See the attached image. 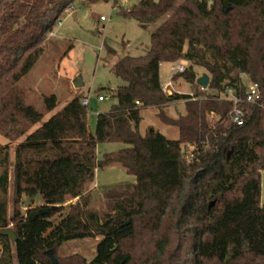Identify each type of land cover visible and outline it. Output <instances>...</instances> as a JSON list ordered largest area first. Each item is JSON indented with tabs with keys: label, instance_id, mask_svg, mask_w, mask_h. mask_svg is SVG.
<instances>
[{
	"label": "trees",
	"instance_id": "trees-1",
	"mask_svg": "<svg viewBox=\"0 0 264 264\" xmlns=\"http://www.w3.org/2000/svg\"><path fill=\"white\" fill-rule=\"evenodd\" d=\"M75 1L0 0V134L17 140L41 123L14 150L17 240L13 245L0 233V264H54L50 249L55 254L86 237H101L93 259L74 255L57 264H264V0H140L121 9L144 28L163 21L144 55H125L112 66L124 84L110 110L97 114L94 132L83 97L43 121L18 87ZM98 1L116 0L81 3ZM181 60L190 66L172 79L196 83L198 65L210 76L207 89L197 83L201 92L165 91L161 64ZM249 82L259 84L256 102L243 99ZM229 89L243 99L241 124L233 121ZM181 100L186 113L169 116L165 106ZM44 103L48 112L59 104L55 94ZM145 107L177 127L178 137L154 128L142 135ZM101 142L129 146L99 160ZM9 161V144H0V229L8 221ZM115 162L136 182L95 192L97 168ZM38 194L43 207L55 208L31 219L21 199Z\"/></svg>",
	"mask_w": 264,
	"mask_h": 264
},
{
	"label": "rangeland",
	"instance_id": "rangeland-1",
	"mask_svg": "<svg viewBox=\"0 0 264 264\" xmlns=\"http://www.w3.org/2000/svg\"><path fill=\"white\" fill-rule=\"evenodd\" d=\"M139 1H98L82 5L81 0H76L74 3L76 15H74V11H69L60 18L61 22L57 23L53 31L49 33L44 54L18 83L25 102L44 113L43 121L48 120L55 111L75 96H86L89 98L88 129L90 132L95 131L97 114L110 110L116 103V98L113 96L114 90L124 84L123 79L114 74L112 66L125 55H144L150 47L151 32L163 21L153 22L148 28H144L137 20L124 17L120 13L121 9L131 8ZM71 45H74L72 49H70ZM178 64H182L186 68L190 66V63L184 60L162 63L161 81L163 85L171 82V85L166 88V92L176 91L186 94L201 92V88L197 87L198 79L196 83L187 81L183 76L175 80L172 79ZM193 69L198 78L207 73L203 67L198 65H194ZM78 77L81 78L83 85L77 88L74 86V81ZM51 94L57 96L59 104L55 110L48 112L45 108L44 97ZM99 95H103L105 99L98 100ZM164 110L169 116L177 118L186 113V103L184 100L177 101L165 106ZM157 112L158 110L154 107L141 109L142 120L139 125L141 134L145 135L150 128H154L169 138H177L178 128L162 122ZM40 125L41 123L32 126L27 134L36 130ZM27 134L13 141H9L0 134V144L8 143L10 147L7 224L12 228L14 150ZM128 146L122 142H101L97 145V158L103 160L107 154L117 153ZM184 150L189 158L192 152L191 146H185ZM136 180L135 175L127 172L120 163L115 162L97 168L93 188L95 192L101 193L103 189L135 183ZM261 201L264 203V171L262 173ZM43 205L44 202L39 194L33 197L23 195L20 209L23 214L28 215ZM100 239L101 237H86L67 241L55 249L54 255L56 259L81 255L89 261L95 256Z\"/></svg>",
	"mask_w": 264,
	"mask_h": 264
},
{
	"label": "built area",
	"instance_id": "built-area-1",
	"mask_svg": "<svg viewBox=\"0 0 264 264\" xmlns=\"http://www.w3.org/2000/svg\"><path fill=\"white\" fill-rule=\"evenodd\" d=\"M61 20H58L57 23H60ZM185 66L182 65V64H178L176 67H175V70L176 71H184L185 70ZM246 77V75H244ZM171 85V82L167 83V84H164L163 87L166 91V88L168 86ZM228 98L231 99L233 102H234V108H233V121L235 123H238V124H241L243 119H242V114H243V111L242 109L239 107V104L240 102L243 101V99H245L246 101L248 102H256L260 96H261V92H260V88H259V84L257 82H249L248 85H247V89L245 91V97L242 99L238 96H236L234 93H233V90L229 89L228 91ZM98 99L100 101H103L105 98L103 95H99ZM82 104L86 107H88L89 105V98L84 96L82 98Z\"/></svg>",
	"mask_w": 264,
	"mask_h": 264
},
{
	"label": "water",
	"instance_id": "water-1",
	"mask_svg": "<svg viewBox=\"0 0 264 264\" xmlns=\"http://www.w3.org/2000/svg\"><path fill=\"white\" fill-rule=\"evenodd\" d=\"M209 81H210V76L205 73L203 74L201 77L198 78V81L197 83L199 85H201L204 89H207L208 85H209ZM81 85H83L82 81H81V78L78 77L75 81H74V86L75 87H80ZM55 208V206H52V207H40L39 209L33 211L30 213V218L31 219H34L36 216L40 215V214H46L48 212H50L51 210H53ZM0 233L3 234V235H7L10 237L11 239V243L13 245H15L16 243V240H17V234L15 232V230L8 226V224H6L2 229H0ZM48 254L50 256V258L53 260L54 264H57L58 261L54 255V250L53 249H50L48 251Z\"/></svg>",
	"mask_w": 264,
	"mask_h": 264
},
{
	"label": "crops",
	"instance_id": "crops-1",
	"mask_svg": "<svg viewBox=\"0 0 264 264\" xmlns=\"http://www.w3.org/2000/svg\"><path fill=\"white\" fill-rule=\"evenodd\" d=\"M75 9H74V7H73V10L72 11H74ZM74 13V15H76L75 14V11L73 12ZM53 37H54V33H53ZM161 67H162V64H161V66H160V75H161ZM169 83V82H168ZM165 84H167V83H165ZM99 100V99H98ZM56 112V111H55Z\"/></svg>",
	"mask_w": 264,
	"mask_h": 264
}]
</instances>
